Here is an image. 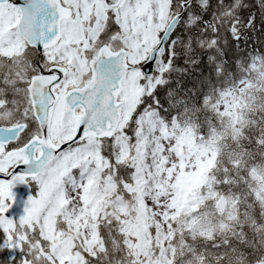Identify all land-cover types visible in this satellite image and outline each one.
Returning a JSON list of instances; mask_svg holds the SVG:
<instances>
[{
  "label": "snow or ice",
  "instance_id": "6c2138e0",
  "mask_svg": "<svg viewBox=\"0 0 264 264\" xmlns=\"http://www.w3.org/2000/svg\"><path fill=\"white\" fill-rule=\"evenodd\" d=\"M0 264H264V0H0Z\"/></svg>",
  "mask_w": 264,
  "mask_h": 264
}]
</instances>
